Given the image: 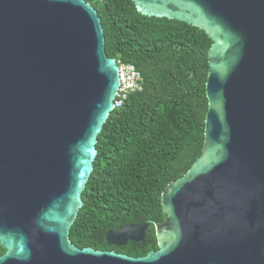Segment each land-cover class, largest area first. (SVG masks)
I'll use <instances>...</instances> for the list:
<instances>
[{
  "label": "water",
  "instance_id": "95a60500",
  "mask_svg": "<svg viewBox=\"0 0 264 264\" xmlns=\"http://www.w3.org/2000/svg\"><path fill=\"white\" fill-rule=\"evenodd\" d=\"M212 41L202 155L161 197L165 220L69 238L120 86L101 19L84 0H0V264H264V0H131Z\"/></svg>",
  "mask_w": 264,
  "mask_h": 264
},
{
  "label": "trees",
  "instance_id": "16d2710c",
  "mask_svg": "<svg viewBox=\"0 0 264 264\" xmlns=\"http://www.w3.org/2000/svg\"><path fill=\"white\" fill-rule=\"evenodd\" d=\"M98 13L105 51L133 66L142 90L130 94L103 127L83 208L70 230L79 249L140 258L158 250L155 227L144 242L110 246L109 231L165 220L161 197L202 155L208 113L206 33L176 20L140 15L131 0H84ZM5 249L0 245V256Z\"/></svg>",
  "mask_w": 264,
  "mask_h": 264
},
{
  "label": "built area",
  "instance_id": "2783aa9c",
  "mask_svg": "<svg viewBox=\"0 0 264 264\" xmlns=\"http://www.w3.org/2000/svg\"><path fill=\"white\" fill-rule=\"evenodd\" d=\"M120 86L115 101V109L120 108L127 97L142 90L140 73L131 65H119Z\"/></svg>",
  "mask_w": 264,
  "mask_h": 264
}]
</instances>
